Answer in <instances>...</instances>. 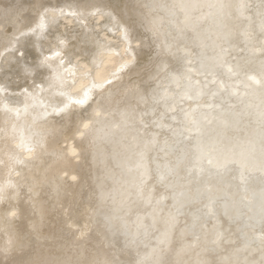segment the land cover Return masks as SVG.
Listing matches in <instances>:
<instances>
[{
  "label": "bare ground",
  "instance_id": "1",
  "mask_svg": "<svg viewBox=\"0 0 264 264\" xmlns=\"http://www.w3.org/2000/svg\"><path fill=\"white\" fill-rule=\"evenodd\" d=\"M0 264H264V0H0Z\"/></svg>",
  "mask_w": 264,
  "mask_h": 264
},
{
  "label": "snow or ice",
  "instance_id": "2",
  "mask_svg": "<svg viewBox=\"0 0 264 264\" xmlns=\"http://www.w3.org/2000/svg\"><path fill=\"white\" fill-rule=\"evenodd\" d=\"M64 15H72V16H75L76 13L75 12H65L63 13ZM46 25L43 23V20L41 19V24H40V28H41V32L44 31ZM61 43H63V41H61ZM21 55H23V53H21Z\"/></svg>",
  "mask_w": 264,
  "mask_h": 264
}]
</instances>
